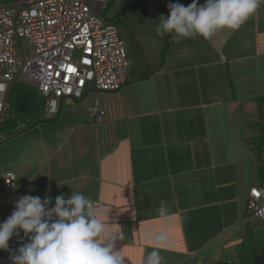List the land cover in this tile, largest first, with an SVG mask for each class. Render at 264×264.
I'll use <instances>...</instances> for the list:
<instances>
[{
    "label": "crops",
    "instance_id": "obj_1",
    "mask_svg": "<svg viewBox=\"0 0 264 264\" xmlns=\"http://www.w3.org/2000/svg\"><path fill=\"white\" fill-rule=\"evenodd\" d=\"M192 2L118 0L130 61L123 85H88L81 98H62L56 115L8 123L0 133L1 218L21 196H50L54 207L57 196L79 191L125 233L117 248L126 264H143L153 249L163 264L241 250L248 231L234 227L250 220L249 188L264 187L255 183L264 175V5L239 30L211 39L157 34L169 4ZM94 102L105 111L100 122ZM8 171L15 185L5 189ZM159 233L166 242L146 238Z\"/></svg>",
    "mask_w": 264,
    "mask_h": 264
},
{
    "label": "built area",
    "instance_id": "obj_2",
    "mask_svg": "<svg viewBox=\"0 0 264 264\" xmlns=\"http://www.w3.org/2000/svg\"><path fill=\"white\" fill-rule=\"evenodd\" d=\"M105 0H15L0 2V116L16 82L35 86L46 97L45 113L56 115L62 98L82 97L87 86L115 91L129 67L124 40L113 24L97 16ZM21 38L28 44L23 51ZM74 52L77 55L74 56ZM96 121L105 114L97 102L90 107ZM15 185V174L4 175L3 187ZM249 219L264 221V187L251 186L245 204ZM29 242L23 231L0 250V264Z\"/></svg>",
    "mask_w": 264,
    "mask_h": 264
},
{
    "label": "clouds",
    "instance_id": "obj_3",
    "mask_svg": "<svg viewBox=\"0 0 264 264\" xmlns=\"http://www.w3.org/2000/svg\"><path fill=\"white\" fill-rule=\"evenodd\" d=\"M264 5V0H199L184 6L168 5L170 15L159 17L156 32L173 35L176 42L182 39L203 37L211 39L222 32H233L252 17ZM50 196H21L12 214L0 223V250H8L12 237L24 235L29 242L11 257L12 264H126L117 248V241L126 236L123 231L112 229L108 213L94 204L82 192L73 191L68 198L61 194L55 198L54 207ZM168 209L161 204L158 212L165 215ZM166 242L165 233L154 236ZM160 251L149 252L143 264H163Z\"/></svg>",
    "mask_w": 264,
    "mask_h": 264
},
{
    "label": "rangeland",
    "instance_id": "obj_4",
    "mask_svg": "<svg viewBox=\"0 0 264 264\" xmlns=\"http://www.w3.org/2000/svg\"><path fill=\"white\" fill-rule=\"evenodd\" d=\"M14 1L15 0H0L1 3H13ZM117 1L118 0H106L103 10L100 13H97V16L104 24L115 25L119 32V13L116 10L118 4ZM20 40L23 51H27L28 44L26 40L24 38H21ZM76 55L77 52H74V56ZM65 99L72 98L66 97ZM45 100L46 97L41 94L35 86L16 82L11 88L7 98V111H4L0 116V133H2L6 128H9L8 123H14L17 119L24 121L23 118L27 116L29 123H31L33 122L31 121L32 119L36 121L37 119L45 117L47 115L44 110ZM262 134L264 137V132ZM261 140L264 139L261 138ZM259 173L260 172L257 174L255 183H260L264 180V175ZM6 219L7 218L0 217V223H3ZM242 224L243 225L239 224L234 227V229L239 228V230L243 229L245 231L246 226L248 231L246 238L244 237L245 241L243 240V245L240 251H236L237 245L234 244L235 252L230 257L224 255L225 251H223V255L219 254L215 259L207 250L203 251L195 258L189 257L184 262H180V264H253L255 258L259 257V255L262 254L260 253L261 250L264 249V221L250 219L248 222H244ZM261 259H264V253Z\"/></svg>",
    "mask_w": 264,
    "mask_h": 264
},
{
    "label": "water",
    "instance_id": "obj_5",
    "mask_svg": "<svg viewBox=\"0 0 264 264\" xmlns=\"http://www.w3.org/2000/svg\"><path fill=\"white\" fill-rule=\"evenodd\" d=\"M262 255H259V257L255 258L254 260V264H263L264 263V259H261L262 258Z\"/></svg>",
    "mask_w": 264,
    "mask_h": 264
},
{
    "label": "trees",
    "instance_id": "obj_6",
    "mask_svg": "<svg viewBox=\"0 0 264 264\" xmlns=\"http://www.w3.org/2000/svg\"><path fill=\"white\" fill-rule=\"evenodd\" d=\"M84 94V93H83ZM83 96V95H82Z\"/></svg>",
    "mask_w": 264,
    "mask_h": 264
}]
</instances>
